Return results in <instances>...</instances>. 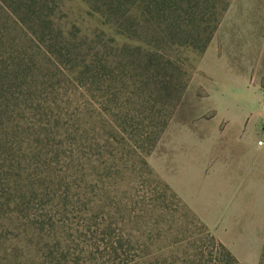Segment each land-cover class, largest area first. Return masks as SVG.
Returning <instances> with one entry per match:
<instances>
[{"label": "rangeland", "instance_id": "374dc122", "mask_svg": "<svg viewBox=\"0 0 264 264\" xmlns=\"http://www.w3.org/2000/svg\"><path fill=\"white\" fill-rule=\"evenodd\" d=\"M213 10L219 24L201 55L188 53L194 70L146 157L150 172L137 123L152 115L136 110L140 93L152 95L138 81L160 78L151 53L197 42ZM261 98L264 0H0V170L20 166L36 188L31 205L43 214L54 206L53 217L25 219L44 221L40 229L0 228V264H226L219 242L242 264H264V237L251 259L258 236L214 234L154 167L180 124L224 127V118L246 116V126L264 116ZM82 162L77 201L74 188L63 197L39 180Z\"/></svg>", "mask_w": 264, "mask_h": 264}, {"label": "crops", "instance_id": "0c3cea01", "mask_svg": "<svg viewBox=\"0 0 264 264\" xmlns=\"http://www.w3.org/2000/svg\"><path fill=\"white\" fill-rule=\"evenodd\" d=\"M239 101L251 102L244 95ZM258 101L264 106V98ZM246 120L224 118V127L218 119L209 126L180 124L173 145L154 167L214 234L258 236L248 247L254 259L264 237V144H257L264 116L251 117L245 126Z\"/></svg>", "mask_w": 264, "mask_h": 264}, {"label": "trees", "instance_id": "16d2710c", "mask_svg": "<svg viewBox=\"0 0 264 264\" xmlns=\"http://www.w3.org/2000/svg\"><path fill=\"white\" fill-rule=\"evenodd\" d=\"M227 2L223 5L221 11L226 9ZM219 19L220 13L217 14L216 10L208 13V16L201 18L202 29L198 32L200 39L197 42L194 40L191 43H171L170 49L166 52H162L161 55L157 54L158 51L152 52L151 57H155L154 60L158 59V63L155 66H157L156 69L160 78L152 79L147 75L144 80L138 81V84H143V86L147 87L150 93L149 95H152V97L148 96L147 98V96L143 97L140 93L137 97L140 98V109L136 110L137 113H141L142 109H145L146 113L147 110H149V115H152V119L149 117V121H147L146 124H144V121L142 120L140 123H137V125H143L146 128L141 134V136H144L140 138L139 153L141 152L140 158L142 163L145 164L150 172H152V169L149 166L146 157L155 147L159 136L179 104L181 96L188 84L190 74L194 70L193 65L188 64V53L194 52L197 56L202 54L219 24ZM149 101H152L151 104ZM99 122L101 128H103L104 123L101 119ZM111 124L113 125L114 123L112 122ZM112 128L114 129V127ZM117 136L119 137L118 134ZM80 138L84 141L86 140V137L83 135ZM110 139H115V135H112ZM68 158L69 157L66 156V159ZM77 168H80V170L75 169L69 175H55V179L50 174L42 178L39 177V180L45 182V185L56 186L57 190L60 191L59 193L63 195V197H68L70 190L74 188V193H72L71 197H74V201H77L85 196V193H83L85 182H81L86 179L85 172L82 171V169H86L84 162H82L81 165L79 164ZM19 169H21V167L17 165L13 167L6 166L3 170H0V228L9 225L10 228H22L21 230L30 229L29 227L35 230L40 229L44 221L39 222L25 219L32 217V215L38 219L53 217L52 213L54 211V206L50 205V209L47 210L49 211L47 212L49 214H43L45 208L35 206L34 204L31 205V202H33V199L36 197L33 192L36 188L35 185L28 180L30 179L29 175L27 174L28 177L23 175V173L18 172ZM77 175L81 177L80 184H74L73 186ZM164 184L170 189L167 183ZM42 186L43 185H40V188H42ZM173 194L176 195L174 192ZM26 211L29 212L24 216ZM22 212V219L18 220ZM9 219L10 222L7 224L6 221ZM218 245L221 250L225 251V255L228 257V259L226 258V264H241L222 243L219 242ZM216 264L225 263H223L221 259H217Z\"/></svg>", "mask_w": 264, "mask_h": 264}, {"label": "built area", "instance_id": "2783aa9c", "mask_svg": "<svg viewBox=\"0 0 264 264\" xmlns=\"http://www.w3.org/2000/svg\"><path fill=\"white\" fill-rule=\"evenodd\" d=\"M257 144L258 145H263L264 144V124H263V126L261 128L260 137L257 140Z\"/></svg>", "mask_w": 264, "mask_h": 264}]
</instances>
